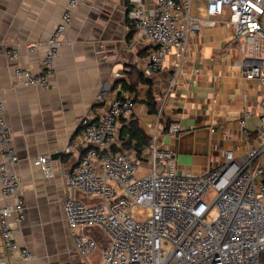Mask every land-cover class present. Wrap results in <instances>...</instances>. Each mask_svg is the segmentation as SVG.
I'll return each instance as SVG.
<instances>
[{
	"label": "built area",
	"instance_id": "2783aa9c",
	"mask_svg": "<svg viewBox=\"0 0 264 264\" xmlns=\"http://www.w3.org/2000/svg\"><path fill=\"white\" fill-rule=\"evenodd\" d=\"M79 1L65 4L44 43L40 72L13 67L16 85L51 87L61 37ZM223 15L231 29L228 41L236 47L234 63L240 76L260 84L257 126L248 129L247 120L254 112L246 109L237 121L244 135L241 143L224 147L221 142L230 136L221 134L218 164L198 174L178 173L176 155L163 146L161 135H178L180 123L160 126L158 113L139 155L114 151L120 122L136 118V102L102 88L96 99L104 111L97 121L82 120L76 136L62 149L65 154L85 146L66 174L62 204L80 257L98 248L97 240L86 232L97 228L108 240L100 264H264V0H206L200 19L192 15V0H154L150 8L134 6L130 25L151 45L145 72L161 71L170 55L176 75L195 33V21L214 26ZM20 45L29 53L40 46L37 42ZM0 54L17 59L19 49L0 47ZM175 83V76L171 77L167 92ZM5 113L0 95V199H14L12 204H0V237L4 250L16 257L15 264H31L33 253L13 237L14 229L24 223L25 204L15 169L20 159ZM31 164L42 179L55 176L50 153L34 156ZM72 192L86 199L73 197ZM0 264H7L1 254Z\"/></svg>",
	"mask_w": 264,
	"mask_h": 264
},
{
	"label": "crops",
	"instance_id": "0c3cea01",
	"mask_svg": "<svg viewBox=\"0 0 264 264\" xmlns=\"http://www.w3.org/2000/svg\"><path fill=\"white\" fill-rule=\"evenodd\" d=\"M67 1L0 0V47L19 49L17 59L0 54V95L6 104L12 144L20 159L15 169L21 178L20 195L25 204L24 223L14 229L13 237L33 253L31 264L101 262L108 244L106 236L97 228L87 229L97 240L98 248L87 257H80L62 209L66 174L85 146L65 154L62 149L76 136L82 120L97 121L104 111L96 99L102 88L136 102V118L120 122L114 151L139 155L148 143V133L158 113L160 126L171 121L180 123L178 135H161L163 146L176 155L178 173L198 174L218 164L221 134L230 136L221 142L224 147L241 143L244 135L237 121L246 109L254 112L247 120L248 129L253 131L259 122L256 106L260 84L240 76L234 63L236 47L228 41L231 29L224 24V15L217 18L214 26L195 21V33L176 75L170 55L161 71L145 72L151 45L131 28L130 22L135 5L150 8L154 0H80L61 37L51 87L16 85L14 66L40 72L44 43ZM205 4L206 0H192L193 17L203 18ZM27 42L40 46L29 53L20 45ZM174 76L176 83L167 92L169 79ZM133 128L143 136L140 146L130 138ZM43 153H59L53 158L55 176L48 180L42 179L31 164L34 156ZM71 195L86 199L77 192ZM13 201L1 198L0 204ZM0 254L7 264H15L16 257L4 250L1 237Z\"/></svg>",
	"mask_w": 264,
	"mask_h": 264
},
{
	"label": "trees",
	"instance_id": "16d2710c",
	"mask_svg": "<svg viewBox=\"0 0 264 264\" xmlns=\"http://www.w3.org/2000/svg\"><path fill=\"white\" fill-rule=\"evenodd\" d=\"M148 104H150V103H148ZM151 105H153V103H151ZM130 138H133V139H136V142H137V144L140 146L142 143H144V140H143V136H141V134H140V132H139V130L138 129H130ZM131 141V140H130ZM129 141V142H130ZM139 146H137V147H139ZM263 167H264V165H263Z\"/></svg>",
	"mask_w": 264,
	"mask_h": 264
},
{
	"label": "water",
	"instance_id": "95a60500",
	"mask_svg": "<svg viewBox=\"0 0 264 264\" xmlns=\"http://www.w3.org/2000/svg\"><path fill=\"white\" fill-rule=\"evenodd\" d=\"M58 155H59V153H54V154L52 155V158H57Z\"/></svg>",
	"mask_w": 264,
	"mask_h": 264
}]
</instances>
